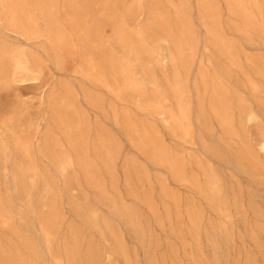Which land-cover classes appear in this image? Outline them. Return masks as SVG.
Segmentation results:
<instances>
[{"label": "rangeland", "instance_id": "rangeland-1", "mask_svg": "<svg viewBox=\"0 0 264 264\" xmlns=\"http://www.w3.org/2000/svg\"><path fill=\"white\" fill-rule=\"evenodd\" d=\"M0 1V264H264V0Z\"/></svg>", "mask_w": 264, "mask_h": 264}, {"label": "bare ground", "instance_id": "bare-ground-1", "mask_svg": "<svg viewBox=\"0 0 264 264\" xmlns=\"http://www.w3.org/2000/svg\"><path fill=\"white\" fill-rule=\"evenodd\" d=\"M1 2V1H0ZM1 5V4H0ZM9 10V9H8ZM5 12V11H4ZM3 14V13H2ZM216 102H218V101H216ZM219 103H217V105H218ZM216 105V107H218ZM202 133V132H201ZM261 150H263L264 151V142L263 143H261ZM79 262V261H78ZM34 263V262H33ZM86 263V262H85Z\"/></svg>", "mask_w": 264, "mask_h": 264}]
</instances>
